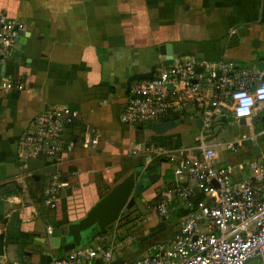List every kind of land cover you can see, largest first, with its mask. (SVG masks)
I'll return each mask as SVG.
<instances>
[{
  "label": "crops",
  "instance_id": "1",
  "mask_svg": "<svg viewBox=\"0 0 264 264\" xmlns=\"http://www.w3.org/2000/svg\"><path fill=\"white\" fill-rule=\"evenodd\" d=\"M0 12L25 23L21 41L0 68L24 85L11 92L0 89V263L48 262L60 256L63 243L51 247L43 235H60L61 227L85 216L114 184L134 172V204L124 208L105 232L96 224L86 229L80 244L94 247L114 236L121 243L114 259L130 260L171 232L159 234L167 224L157 231L161 221L157 215L144 226L139 216L128 221L129 213H138L136 202L154 201L157 190L170 178H166L170 165L163 159L131 149L136 143L192 142L199 119L187 105L165 118L123 123L120 112L128 87L137 79L129 84L127 80L148 72L168 55L172 62L191 55L213 63L233 61L237 70L248 72V87L260 83L264 80V0H0ZM52 104H67L79 114L63 136L62 157L22 160L17 151L19 136ZM228 113L209 135L218 165L246 162L242 154L250 152L246 145L232 151L224 142L241 136H252L255 142L264 135V102L257 103L253 115L245 119L254 125L245 129L246 123L235 122L230 113L236 129L220 132ZM165 120H173L174 125L163 133L151 130V124ZM96 133L97 141L84 147L83 134ZM255 143L260 153L251 159L264 162V138ZM55 173L67 186L52 208L45 190ZM153 174L158 175L155 181L149 178ZM177 217L173 214L170 224Z\"/></svg>",
  "mask_w": 264,
  "mask_h": 264
},
{
  "label": "built area",
  "instance_id": "2",
  "mask_svg": "<svg viewBox=\"0 0 264 264\" xmlns=\"http://www.w3.org/2000/svg\"><path fill=\"white\" fill-rule=\"evenodd\" d=\"M24 28L23 21L0 12V68ZM247 75L246 70H237L233 61L213 63L184 55L170 64L164 60L150 78L136 80L128 87L127 101L120 112L123 123L138 125L165 118L188 105L196 111L200 125L192 142L133 145V153H152L168 163L172 172L168 184L157 190L147 207L166 224L173 214L178 217L168 236L124 264H264V162L251 159L218 165L215 147L209 142L211 131L206 132L220 126L227 110L239 123L241 118L253 115L257 103L264 102V80L248 87ZM23 88L21 82L0 72L1 90ZM78 116V111L67 104H52L38 113L18 138L20 158L60 160L63 136ZM97 139V133L84 135L82 145L88 147ZM246 140L247 136H241L224 144L236 151L245 146ZM243 171L245 175L240 174ZM66 186L58 173L52 175L45 190L50 207L57 205ZM47 233H52L50 226ZM120 244L113 236L94 247L78 245L48 262L15 259L9 264H110ZM257 255L260 258L253 260Z\"/></svg>",
  "mask_w": 264,
  "mask_h": 264
},
{
  "label": "water",
  "instance_id": "3",
  "mask_svg": "<svg viewBox=\"0 0 264 264\" xmlns=\"http://www.w3.org/2000/svg\"><path fill=\"white\" fill-rule=\"evenodd\" d=\"M18 41H21V37H18ZM171 57L166 56V64L171 63ZM155 65L151 66L148 72L138 73L131 76L127 80V84L131 80H139L143 78H150L155 70ZM201 70V68H198ZM245 118H241L239 124H245ZM196 124L199 126L200 121L196 120ZM174 125L173 120H165L151 124L150 128L156 133H163ZM262 140L261 136L256 138L257 143ZM251 138H247L246 146L249 147L250 153L255 155L260 153V147ZM155 177L158 175H149L151 181H155ZM136 176L134 172H131L125 176L122 180L114 184L111 189L102 196L97 203L92 206L83 216L74 222H69L65 226L61 227L60 235L47 236L43 235V238H47L51 247H58L61 244L63 253L59 257H63L64 253L75 248L81 244L83 233L86 229H89L92 225L96 224L101 232H105L106 226L111 224L118 218V215L124 208H130L134 204V196L132 195L133 188L135 186ZM166 227L165 221L161 220L157 224V231H161ZM33 248V245L30 247ZM257 255L253 260L259 259ZM1 264V263H0ZM110 264H124L122 259L115 258Z\"/></svg>",
  "mask_w": 264,
  "mask_h": 264
},
{
  "label": "rangeland",
  "instance_id": "4",
  "mask_svg": "<svg viewBox=\"0 0 264 264\" xmlns=\"http://www.w3.org/2000/svg\"><path fill=\"white\" fill-rule=\"evenodd\" d=\"M235 124L236 123L234 122V120H232V117L230 116V113H228L227 114V119H226L225 122H223L222 128L220 129V132H223V131H232L233 132L236 129V126H237ZM254 124H255V122L250 121V122H247L246 125H244L243 127L246 126L245 127V129H246L247 126L254 125ZM212 129L213 128L211 127L208 130H206V132L207 131H211ZM242 132H243L242 129H239L238 134H240ZM84 135L85 134H83V137H84ZM213 137L215 138V136H213ZM262 137L264 138V135ZM242 149H245V148H242ZM257 155H259V154H257ZM248 157H250V158H248ZM251 158H256V155L251 154L249 151H247L246 153L242 154V161H246L247 162V161L251 160ZM168 177H172V172L169 171V170L166 173V178H168ZM135 206L137 208V212L138 213H135V212L134 213L132 212L133 214L132 213H129L128 216L129 217L132 216L131 217L132 219L129 218L128 221L131 220V222H132V221H134L135 218L138 219L140 217L139 220L140 221H143L142 225L144 226V225L148 224L149 221L153 219V217L155 218L156 212L154 210L148 208L147 207V204H145L144 202L137 201L136 204H135ZM122 219H124V218H122ZM144 223H146V224H144ZM170 226H171V224L170 223H167V228H165L163 231H161V233H159V232H157V233H159L160 235H164V233H167L168 230L170 231ZM171 230H173V228Z\"/></svg>",
  "mask_w": 264,
  "mask_h": 264
},
{
  "label": "clouds",
  "instance_id": "5",
  "mask_svg": "<svg viewBox=\"0 0 264 264\" xmlns=\"http://www.w3.org/2000/svg\"><path fill=\"white\" fill-rule=\"evenodd\" d=\"M241 114H244V112H241Z\"/></svg>",
  "mask_w": 264,
  "mask_h": 264
}]
</instances>
